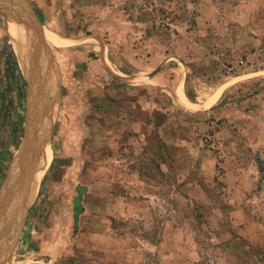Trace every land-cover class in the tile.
I'll list each match as a JSON object with an SVG mask.
<instances>
[{
    "label": "rangeland",
    "instance_id": "1",
    "mask_svg": "<svg viewBox=\"0 0 264 264\" xmlns=\"http://www.w3.org/2000/svg\"><path fill=\"white\" fill-rule=\"evenodd\" d=\"M40 126L0 264H264V0H0V187Z\"/></svg>",
    "mask_w": 264,
    "mask_h": 264
},
{
    "label": "bare ground",
    "instance_id": "2",
    "mask_svg": "<svg viewBox=\"0 0 264 264\" xmlns=\"http://www.w3.org/2000/svg\"><path fill=\"white\" fill-rule=\"evenodd\" d=\"M25 25L27 26L28 24L26 23ZM15 31L16 28L11 31L13 37ZM21 39L23 49L18 52V55L21 68L29 83L27 91L29 101L34 106H44L51 96V88L46 87L50 83L46 84L44 73L47 55L44 51L41 53L39 51L40 48L38 50L34 43L28 42V35H23V32ZM14 40L16 41V39ZM33 124L35 125V123ZM44 133L42 132V126H40L35 129L34 135L32 134L34 137L29 140L25 138L21 151L18 153L17 158L14 159L9 173L0 187V223L9 231L15 225H18L25 206H27L38 189L43 167L46 161L50 159V148L45 145V136L47 135H44Z\"/></svg>",
    "mask_w": 264,
    "mask_h": 264
},
{
    "label": "crops",
    "instance_id": "3",
    "mask_svg": "<svg viewBox=\"0 0 264 264\" xmlns=\"http://www.w3.org/2000/svg\"><path fill=\"white\" fill-rule=\"evenodd\" d=\"M178 94L180 95V97H183V93H182V89L181 86L178 87ZM16 154V153H15ZM13 158V157H12ZM11 163V162H10Z\"/></svg>",
    "mask_w": 264,
    "mask_h": 264
},
{
    "label": "water",
    "instance_id": "4",
    "mask_svg": "<svg viewBox=\"0 0 264 264\" xmlns=\"http://www.w3.org/2000/svg\"><path fill=\"white\" fill-rule=\"evenodd\" d=\"M29 137H30V138H29ZM25 138H26V139H28V140H29V139H31V136H30V134H28V133H27V135L24 137V139H23V141H22V142H24V141H25Z\"/></svg>",
    "mask_w": 264,
    "mask_h": 264
}]
</instances>
